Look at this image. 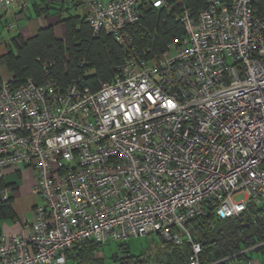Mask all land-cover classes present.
Here are the masks:
<instances>
[{"label": "built area", "instance_id": "2783aa9c", "mask_svg": "<svg viewBox=\"0 0 264 264\" xmlns=\"http://www.w3.org/2000/svg\"><path fill=\"white\" fill-rule=\"evenodd\" d=\"M61 1L126 56L94 93L78 81L0 82V178L19 164L33 169L42 202L22 232H0V264H65L85 243L152 235L188 243L187 264H203L189 221L264 204V19L252 0H203L196 11L184 0ZM30 2L0 0V11ZM152 9L183 35L144 58L131 29ZM250 253L256 261L237 264H264V241L222 261Z\"/></svg>", "mask_w": 264, "mask_h": 264}, {"label": "trees", "instance_id": "16d2710c", "mask_svg": "<svg viewBox=\"0 0 264 264\" xmlns=\"http://www.w3.org/2000/svg\"><path fill=\"white\" fill-rule=\"evenodd\" d=\"M184 3L193 11L204 6L203 0H184ZM252 6L254 15L264 19V0H252ZM62 23L65 28L63 38H56L51 28L41 29L26 42L16 44L15 52L10 51L2 57L13 75L14 86L21 85L27 78L38 84L51 79L61 88L78 81L81 89L94 93L101 84L114 80L126 52L113 36L101 31L94 37L80 15L68 17ZM131 30L135 51L144 58L161 54L173 39L183 35L179 23L164 11L153 9L144 11L141 21ZM4 189L6 186L0 178V223L14 219L9 198H1ZM187 230L201 245L200 261L203 264L220 262L264 241V204L249 203L239 217L227 220H217L209 212L189 221ZM119 246L123 248L124 244ZM100 247L93 242L76 246L68 252L65 264H105L96 257ZM189 252V244L183 242L180 246L168 244L165 251L152 259L146 255L139 258L126 256V252L121 258L114 256L111 259L115 264H187ZM248 258V255L236 256L219 264H237Z\"/></svg>", "mask_w": 264, "mask_h": 264}, {"label": "crops", "instance_id": "0c3cea01", "mask_svg": "<svg viewBox=\"0 0 264 264\" xmlns=\"http://www.w3.org/2000/svg\"><path fill=\"white\" fill-rule=\"evenodd\" d=\"M75 10L79 11L76 5L61 0H31L22 13L17 7L8 12L0 11V27L3 28L6 24L12 26L10 31L7 30L9 33L6 40L0 41V82L13 78L2 60L4 55L10 51L15 52L16 44L26 42L41 29L51 28L56 38H63L65 28L62 20L80 15V11L76 15L70 14ZM1 179L8 190L9 207L14 219L2 221L0 232L16 235L22 232L24 224L32 222L34 206L42 203L32 192L36 174L33 169L19 164L6 169ZM114 256L118 255L114 254L112 258Z\"/></svg>", "mask_w": 264, "mask_h": 264}, {"label": "rangeland", "instance_id": "374dc122", "mask_svg": "<svg viewBox=\"0 0 264 264\" xmlns=\"http://www.w3.org/2000/svg\"><path fill=\"white\" fill-rule=\"evenodd\" d=\"M78 10H75L71 12L70 14L76 15L78 14ZM8 24L4 25L3 28L0 27V41L6 40L8 31L6 29ZM7 31V32H6ZM7 81V80H5ZM240 197H236L235 200H239ZM86 244V243H85ZM107 244V243H106ZM120 244L123 243H109L107 245L103 244L100 245L101 248L96 253L97 259H100L103 262L105 261V264H115L113 263V260L111 259L114 254H117L118 258H121L125 255H123L125 252L128 253L126 256H131L134 258H139L141 255H146L148 257L146 258H154L156 257L157 253H161L166 250L167 245L160 236L152 235L151 237H136V238H130L126 242H124V247L120 248ZM128 249V250H127ZM249 258H252L254 261L257 260L258 254L252 253L248 254ZM116 261V260H115ZM99 263V261H98ZM68 264H71V262H68Z\"/></svg>", "mask_w": 264, "mask_h": 264}]
</instances>
